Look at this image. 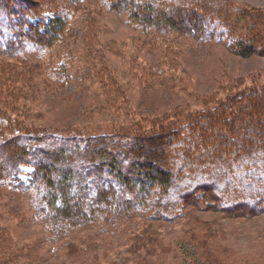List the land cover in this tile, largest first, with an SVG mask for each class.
<instances>
[{
	"label": "rangeland",
	"instance_id": "rangeland-1",
	"mask_svg": "<svg viewBox=\"0 0 264 264\" xmlns=\"http://www.w3.org/2000/svg\"><path fill=\"white\" fill-rule=\"evenodd\" d=\"M17 1L69 17L52 44L24 49L26 63L0 58L3 88L7 77L21 79L18 70L35 86L24 99L1 100L16 109L24 131L151 130L212 106L234 89L264 85V0L184 1V16L193 10L209 18L198 21V36L190 29L191 35L142 31L101 1ZM212 28L221 29L220 40L203 39ZM238 39L253 54H236ZM30 170L23 167L22 180ZM34 195L31 189L0 190V233L11 243L10 251L4 249L12 255L9 264H264V212L229 215L203 205L186 208L171 222L132 216L56 235L32 219Z\"/></svg>",
	"mask_w": 264,
	"mask_h": 264
},
{
	"label": "trees",
	"instance_id": "trees-1",
	"mask_svg": "<svg viewBox=\"0 0 264 264\" xmlns=\"http://www.w3.org/2000/svg\"><path fill=\"white\" fill-rule=\"evenodd\" d=\"M95 1L156 34L191 35L190 29L198 36V21L209 20L193 10L184 16L180 5L186 0ZM49 13L0 0V58L26 63L27 46L60 38L69 17L63 11ZM204 35L220 40L222 31L207 29ZM233 44L238 55L254 52L245 39ZM15 73L21 79L7 77L4 88L0 81V190H34L32 219L52 234L100 221L113 226L132 216L171 222L186 208L203 205L229 215L264 212V85L234 89L212 106L182 119L174 116L151 130L138 126L109 134H65L24 131L16 109L1 104L35 90L19 70ZM23 167L31 168L24 180ZM4 249L10 251L11 243L0 233V264H9L12 255H4Z\"/></svg>",
	"mask_w": 264,
	"mask_h": 264
}]
</instances>
